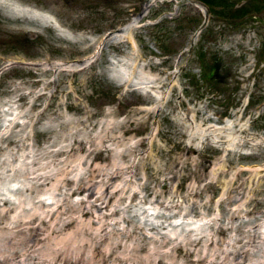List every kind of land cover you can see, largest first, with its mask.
<instances>
[{"label":"rangeland","instance_id":"obj_1","mask_svg":"<svg viewBox=\"0 0 264 264\" xmlns=\"http://www.w3.org/2000/svg\"><path fill=\"white\" fill-rule=\"evenodd\" d=\"M255 263L264 0H0V264Z\"/></svg>","mask_w":264,"mask_h":264},{"label":"bare ground","instance_id":"obj_2","mask_svg":"<svg viewBox=\"0 0 264 264\" xmlns=\"http://www.w3.org/2000/svg\"><path fill=\"white\" fill-rule=\"evenodd\" d=\"M119 78V77H118ZM258 263H260V262H258ZM256 264V263H255Z\"/></svg>","mask_w":264,"mask_h":264}]
</instances>
